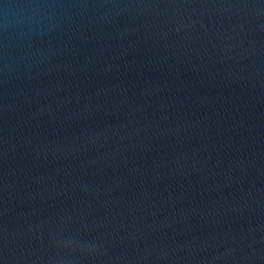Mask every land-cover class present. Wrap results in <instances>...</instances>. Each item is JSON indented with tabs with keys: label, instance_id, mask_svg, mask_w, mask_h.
I'll return each instance as SVG.
<instances>
[{
	"label": "water",
	"instance_id": "obj_1",
	"mask_svg": "<svg viewBox=\"0 0 264 264\" xmlns=\"http://www.w3.org/2000/svg\"><path fill=\"white\" fill-rule=\"evenodd\" d=\"M0 264H264V0H0Z\"/></svg>",
	"mask_w": 264,
	"mask_h": 264
}]
</instances>
